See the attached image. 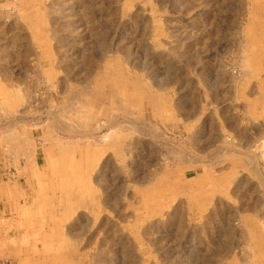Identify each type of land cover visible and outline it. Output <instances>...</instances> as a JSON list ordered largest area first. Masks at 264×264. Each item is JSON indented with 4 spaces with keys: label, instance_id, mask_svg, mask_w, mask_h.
<instances>
[{
    "label": "rangeland",
    "instance_id": "1",
    "mask_svg": "<svg viewBox=\"0 0 264 264\" xmlns=\"http://www.w3.org/2000/svg\"><path fill=\"white\" fill-rule=\"evenodd\" d=\"M0 90L76 156L38 264H264V0H0Z\"/></svg>",
    "mask_w": 264,
    "mask_h": 264
},
{
    "label": "crops",
    "instance_id": "2",
    "mask_svg": "<svg viewBox=\"0 0 264 264\" xmlns=\"http://www.w3.org/2000/svg\"><path fill=\"white\" fill-rule=\"evenodd\" d=\"M17 91L14 89V94L8 93L7 89L3 91L4 109L16 108L22 104V97L16 94ZM22 116L14 115V118L5 122L4 127L0 129V264H38L41 260L39 256L47 254L49 258L51 249L55 251L52 252L53 255L62 256L64 260V257L68 256L69 247L65 245V240H59L63 234L60 236L55 230L51 234L41 233L42 251L39 255V248L37 252L32 249L28 234L34 231L31 224L39 222V214L45 212L47 206L59 204L63 212L69 213L70 183L65 176L71 175L75 152L71 143L66 147L53 145L57 150L58 166L52 167L47 156L48 147L44 144L48 141L51 145L55 143L54 140L50 136H44L46 142L42 145L40 153L37 146L38 137H35L38 130L34 129L33 125L28 127L30 121ZM79 153L82 154L86 167V159L97 157V152H91V149L83 148ZM12 169L17 171L18 180L6 179L7 170ZM57 176H63V182L53 186L52 181L60 178ZM47 191L49 195L55 191L54 197L61 193L60 202L53 199V203H50L51 198L46 194Z\"/></svg>",
    "mask_w": 264,
    "mask_h": 264
}]
</instances>
